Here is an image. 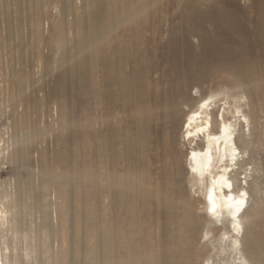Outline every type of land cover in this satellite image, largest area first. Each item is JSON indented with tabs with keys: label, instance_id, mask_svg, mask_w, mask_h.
<instances>
[{
	"label": "bare ground",
	"instance_id": "obj_1",
	"mask_svg": "<svg viewBox=\"0 0 264 264\" xmlns=\"http://www.w3.org/2000/svg\"><path fill=\"white\" fill-rule=\"evenodd\" d=\"M28 1L33 13H41L26 40L43 49L42 58L32 67L39 80L46 78L48 98L42 115L52 112L55 120L46 124L37 108L32 123H15L9 139L1 132L0 160L21 169L33 154L40 164L63 168L65 174L52 179L56 184L42 205L51 209L53 224L60 219L58 199L64 202L69 230L71 218L82 219L72 204L76 193L82 201L95 204L93 211L106 212L102 218L89 219L92 227L84 231L86 238L78 239L72 229L66 237V264H264V162L255 150L259 140L251 116L263 135L264 114L256 106L254 80L246 78L264 70V51H256L264 46V3L258 0L244 14L228 2L203 7L184 0L175 7H159L139 0L121 8L116 0H13L16 12ZM164 14L169 22L166 40L160 43ZM208 24L219 30L209 34ZM216 34L238 48L221 44ZM190 36H196L198 47L191 45ZM26 53L34 55L32 48ZM217 63L232 76L238 94L203 89L212 81ZM17 65L23 66L24 60ZM47 67L50 71L41 78ZM19 94L17 90L15 99ZM58 95L65 100L75 97L87 108L84 127L65 118ZM158 100L165 103L160 113L151 109ZM154 113L164 135L172 136L165 163L154 150ZM50 126L67 133L51 135L45 144ZM34 131L38 144L35 150H27L24 138ZM83 133L89 154L83 168L87 179L80 182L74 176L71 149ZM7 147L11 150L5 154ZM16 149L22 152L14 154ZM161 171L172 174L168 185L164 180L162 188L158 182L154 185L152 224L145 210L150 189L144 180L154 183ZM238 174L243 175L241 185L235 179ZM164 178L169 180L167 174ZM18 183L15 201L21 207L28 183L23 179ZM198 197L206 218L198 214ZM17 212L23 215L22 210ZM15 214L9 194L0 185V264H24L38 255L35 243L31 244L34 238L22 227L25 216L16 219ZM41 221L49 231L56 230L45 215L38 216L37 230ZM15 228L25 234L20 251ZM144 228H151L153 234L145 250L151 244L150 259L143 252ZM50 249L59 252L57 241Z\"/></svg>",
	"mask_w": 264,
	"mask_h": 264
},
{
	"label": "rangeland",
	"instance_id": "obj_2",
	"mask_svg": "<svg viewBox=\"0 0 264 264\" xmlns=\"http://www.w3.org/2000/svg\"><path fill=\"white\" fill-rule=\"evenodd\" d=\"M184 0H144L145 4L147 5H156L158 4L159 7H163L164 5H170L172 7H175L176 5H179ZM190 1H196L197 3L203 5V7H210L212 5L216 4H226L227 2L235 4L236 7H239L243 10L244 14L248 13L251 10V7L257 3L258 0H190ZM263 1V2H262ZM117 6L123 8L127 2H140L139 0H116ZM262 2V3H261ZM264 0H260L259 4H263ZM250 8V9H249ZM31 6L28 4L23 5L21 10L17 11V6L13 0H0V133L2 132L4 134V138L9 139L11 134L14 132L15 123H29L35 119V113L38 108V112L41 116V120L44 119V122L47 124L49 121L53 122L55 120V116L52 112L45 114V116L42 115V109L46 107V100L48 98V95L46 94V91L48 90L46 86V78H44V75L47 71H50V68L47 67L46 70H43V77L44 79L39 80V75L34 72L32 67L36 64L39 56L42 58L43 55V49L41 47L36 48L34 45V41L31 44L26 40L28 38L27 34H29V31L33 29L32 26H34V23L38 21V19L41 17V13L35 12L33 13L31 10ZM49 11H52L51 6L49 8ZM39 15V17H38ZM29 17L33 18V21L27 20ZM168 17L169 15L164 14L162 16V35L160 36V43L164 42L166 40V28L168 26ZM27 20V21H24ZM264 27V25H263ZM205 29L209 34H212L217 30H219L218 27L212 26L210 24L205 26ZM264 29V28H263ZM15 32L17 33V37L15 38ZM217 35V34H216ZM218 38H221L220 43L226 44V39L222 37V35H217ZM46 40V39H45ZM191 45L194 47H198V40L196 36H190L189 37ZM47 43V40L44 41V43ZM60 38L57 40L58 46L60 43ZM227 46L235 47L236 49L238 46L236 44H226ZM33 49L34 55H28L26 51H29L30 49ZM40 48V51H39ZM261 48V49H260ZM260 48H257V52L264 51V46H261ZM232 49V48H231ZM233 50V49H232ZM42 51V52H41ZM42 53V54H41ZM21 59L24 60V65L20 67L17 65L18 61ZM83 59L82 56H80L77 59V62L80 63V61ZM44 64H45V59ZM219 64V65H218ZM221 69V70H220ZM28 70L30 72H28ZM32 71V72H31ZM45 71V72H44ZM211 79L212 81L208 84L203 85V89L207 90L209 87L213 90H220L223 95H227L229 91H233L236 94L240 92L238 88H236L232 81V76L229 74L227 69L224 67L222 63H217L216 66L212 68L211 71ZM217 76V77H216ZM248 77L254 80V83H251V88L254 92L258 93L256 94L258 97L256 106L259 110L262 111L261 114H264V70L262 69L260 72H252L249 75H246ZM220 78L218 81H215L213 79ZM246 84V83H244ZM216 87V88H215ZM14 88V89H13ZM243 90L246 92V89L249 90L245 85H242ZM211 89V90H212ZM13 90V91H12ZM19 91V97L15 99V92ZM250 91V90H249ZM192 95L196 96V92L193 91L191 93ZM39 98L40 101L37 102L34 100L35 98ZM58 101L59 105L62 106V108L65 110V118H68L71 124L84 127L85 121H86V115H87V108L82 104L80 105L79 100L75 97H72L65 100L63 95H58ZM8 100V102H7ZM78 101V102H77ZM2 103V104H1ZM5 103V105H4ZM79 104V105H78ZM164 101H154L151 105V109L155 110L157 113H160V106L162 107L164 105ZM4 105V106H3ZM252 116V122H253V128L254 131L258 134L257 138L259 140L258 148L255 149L258 154L261 155L263 162H264V134L259 135V123L254 118L253 113ZM156 118V115L154 113L153 116V124L154 120ZM32 120V121H31ZM264 121V119H263ZM262 122V120L260 121ZM30 123V124H31ZM156 127H154V137L156 139V143L154 146V150L156 151L159 160L161 163H165L167 152L170 148V140L171 135L169 133L163 132V128L160 126V121L157 119L155 120ZM43 125V122L40 123ZM264 127V122H263ZM264 129V128H263ZM85 132V131H84ZM67 131L63 130L62 128H57L56 130L52 129V126H50L47 129V132H45V144L49 142V137L54 134L58 135H65ZM37 132H33V135L27 138H24L25 143L27 144V150L29 147L30 149L35 150L37 144H35L37 139ZM170 135V136H169ZM163 138V139H162ZM204 140V138H203ZM202 140V141H203ZM201 142V141H200ZM163 144V145H162ZM202 144V143H201ZM58 146H61V143L58 144ZM161 148V149H160ZM11 148L8 149L5 148V154L10 152ZM18 152H22V149H16L14 154H17ZM160 152V153H159ZM255 152V153H256ZM71 154L73 156L74 164L76 165L74 167V176L77 180L80 182L87 177H85L84 173V166L86 165L87 157L89 154V148L87 144V138L85 133L82 134L76 145L74 144L71 149ZM162 156H161V155ZM63 168H59L58 165L52 164L49 162H45L44 164H40L37 162L35 157H33V154H31V158L29 162L24 163V165L19 169L18 164L16 163H9L4 162L0 160V185H2L4 191L6 194H9L14 210L15 215L14 217L16 219H19L21 216H25V226H22L23 229L27 232V234L31 235L34 239L31 244L36 245L37 252L35 254H38L33 258V261H26L24 260V264H66L67 254H68V244L66 242V237L71 234L72 229L74 231L75 236L78 237V239L86 238L87 235H83L84 231L89 230L90 227H92V224L90 223L89 219L94 216L97 217H103V214L106 213L103 209L100 210H92V208H96L94 203H91V201H82V198L79 196V193L75 194L73 198V208L77 210L78 213H80L83 217L82 219H76L75 217L72 219V228L71 230L68 229V221L65 217V210L64 209V202L58 199V204L60 207V219L57 221V224H53L50 219V211L51 209H47L42 207L45 194L47 195L50 190L52 189V186L56 183L53 182V178L56 176H63ZM169 169L167 168V171ZM166 172H160L162 175L159 180L155 181L154 183H151L148 185L151 181L150 179H145L144 183H146V186H149L150 189L149 195L147 197V204L145 205V210L148 216L150 217V220L152 221V224H154V210L152 206L153 201L152 198V192L154 191V188L156 186V182H158L159 186L162 188L163 180L166 182L165 185H168V182H170L171 174L172 172L169 171ZM27 173V175H26ZM167 174L169 177V180H165L164 175ZM73 175V174H72ZM242 174H238L235 176V179L238 182V185H241V177ZM164 178V179H163ZM23 179L27 180V188L25 192V198L21 203V207H18L16 203L17 194H18V180ZM155 185V186H154ZM164 185V186H165ZM79 187V185L77 186ZM90 202V203H89ZM199 202V203H197ZM196 202V206L199 207L198 214L201 217H205V213L203 210H201L202 206V197H198V200ZM63 208V209H62ZM22 210L23 215L19 214L17 211ZM93 212V214H92ZM45 215V219L48 220L49 223L54 225L56 227V230L53 232L49 231L45 226L42 225V221L39 223L38 230L36 228L37 222H38V216ZM19 216V217H18ZM37 217V218H36ZM86 218V219H84ZM206 218V217H205ZM204 218V219H205ZM86 221V222H85ZM69 223L71 225V222L69 220ZM33 225V226H32ZM103 227V225H101ZM100 226L98 227V231L101 232ZM145 229V230H144ZM143 232H145L146 242H144V253L146 258L148 259L152 258V254L154 253V250H151V244H149V248L147 251L146 246L147 242L153 239V234L150 229L144 228ZM37 230V231H36ZM37 232V233H36ZM149 232V233H148ZM151 232V233H150ZM14 234L16 235V241L19 243V245H16V250L20 251V247L23 245L20 242V238L25 236V234L19 229H14ZM147 234V235H146ZM149 234V235H148ZM220 234V232L218 233ZM85 236V237H84ZM53 241H57L58 243V255L53 253L50 249V246ZM53 254H52V253ZM28 255L31 256V250H29ZM143 253V254H144ZM150 253V254H149ZM74 257H80V253H74ZM150 255V256H149ZM185 257V254L182 256V258ZM171 256H168V259H170ZM188 258V257H187ZM18 264H21L19 262Z\"/></svg>",
	"mask_w": 264,
	"mask_h": 264
},
{
	"label": "snow or ice",
	"instance_id": "obj_3",
	"mask_svg": "<svg viewBox=\"0 0 264 264\" xmlns=\"http://www.w3.org/2000/svg\"><path fill=\"white\" fill-rule=\"evenodd\" d=\"M245 195H246L245 193H243V192L241 193V196H245ZM239 203H240L241 207H243L244 201H240Z\"/></svg>",
	"mask_w": 264,
	"mask_h": 264
}]
</instances>
